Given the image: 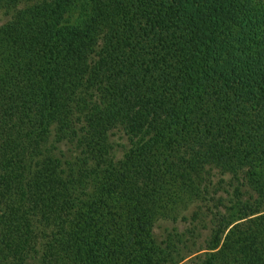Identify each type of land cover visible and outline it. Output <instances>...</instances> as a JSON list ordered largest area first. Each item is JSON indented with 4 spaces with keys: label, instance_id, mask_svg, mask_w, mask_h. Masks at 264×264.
<instances>
[{
    "label": "trees",
    "instance_id": "obj_1",
    "mask_svg": "<svg viewBox=\"0 0 264 264\" xmlns=\"http://www.w3.org/2000/svg\"><path fill=\"white\" fill-rule=\"evenodd\" d=\"M27 1L0 0V264H264V0Z\"/></svg>",
    "mask_w": 264,
    "mask_h": 264
},
{
    "label": "rangeland",
    "instance_id": "obj_2",
    "mask_svg": "<svg viewBox=\"0 0 264 264\" xmlns=\"http://www.w3.org/2000/svg\"><path fill=\"white\" fill-rule=\"evenodd\" d=\"M36 1H38V0H28L26 3L31 4V3H34ZM11 15H12V12L6 13L4 10L0 9V25L7 22L11 18ZM118 137L119 136L116 135L115 139H117ZM195 210H197L196 205H190L187 208H184L180 212L179 218L176 220L161 218V219L155 221V223L152 224L153 225L152 231H153L156 239H158V240L164 239L166 237L167 233L170 231H173L174 229H176L178 231H184L189 226L191 219L184 221V220H182L181 217L182 216H188L191 218V216ZM195 223H198V222H195ZM204 223H208V222H204ZM202 233H203V235H202L200 241H203L209 235L210 229H202ZM187 264H197V262H195L193 260H187Z\"/></svg>",
    "mask_w": 264,
    "mask_h": 264
}]
</instances>
